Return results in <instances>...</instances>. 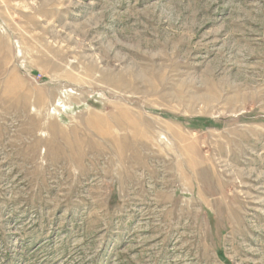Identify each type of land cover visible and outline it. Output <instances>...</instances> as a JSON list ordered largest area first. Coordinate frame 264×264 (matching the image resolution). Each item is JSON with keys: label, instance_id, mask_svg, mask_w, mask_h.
<instances>
[{"label": "rangeland", "instance_id": "1", "mask_svg": "<svg viewBox=\"0 0 264 264\" xmlns=\"http://www.w3.org/2000/svg\"><path fill=\"white\" fill-rule=\"evenodd\" d=\"M0 264H264V0H0Z\"/></svg>", "mask_w": 264, "mask_h": 264}]
</instances>
